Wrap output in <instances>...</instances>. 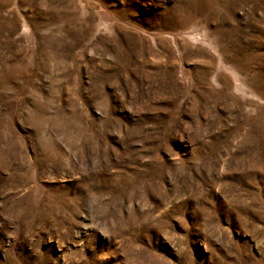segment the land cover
I'll return each instance as SVG.
<instances>
[{"label": "rangeland", "instance_id": "374dc122", "mask_svg": "<svg viewBox=\"0 0 264 264\" xmlns=\"http://www.w3.org/2000/svg\"><path fill=\"white\" fill-rule=\"evenodd\" d=\"M0 264H264V0H0Z\"/></svg>", "mask_w": 264, "mask_h": 264}]
</instances>
